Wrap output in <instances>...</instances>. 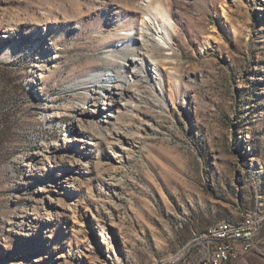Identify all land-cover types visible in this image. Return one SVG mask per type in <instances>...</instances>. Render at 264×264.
Returning <instances> with one entry per match:
<instances>
[{
  "label": "rangeland",
  "instance_id": "1",
  "mask_svg": "<svg viewBox=\"0 0 264 264\" xmlns=\"http://www.w3.org/2000/svg\"><path fill=\"white\" fill-rule=\"evenodd\" d=\"M157 11L160 79L97 119L87 81ZM246 216L228 264H264V0H0V264H212Z\"/></svg>",
  "mask_w": 264,
  "mask_h": 264
},
{
  "label": "bare ground",
  "instance_id": "2",
  "mask_svg": "<svg viewBox=\"0 0 264 264\" xmlns=\"http://www.w3.org/2000/svg\"><path fill=\"white\" fill-rule=\"evenodd\" d=\"M157 13L161 17V23L156 22L155 24L152 22L153 20L151 21V17H145L136 26L128 28L124 32L126 35L115 44L114 50L103 55L105 68L101 78H91L87 81V84L94 90L93 93L97 95L96 99L100 102L98 112L101 113L97 115V119L103 118L107 121L109 117L114 115V112L121 111L124 104L122 100L128 91L127 83L139 80L136 79L138 77L148 80L151 78L160 79L159 68L165 64L168 56L163 55L161 60L155 56L156 49L157 47H169L171 37L168 30L164 29V24H168L166 20L168 16L158 11ZM90 100L95 101V96L91 97ZM106 108L107 111H100V109ZM246 224L247 217L240 223L220 221L210 229L204 239L212 238L221 230V227L246 228ZM237 253L238 250L228 256V263L237 256Z\"/></svg>",
  "mask_w": 264,
  "mask_h": 264
},
{
  "label": "built area",
  "instance_id": "3",
  "mask_svg": "<svg viewBox=\"0 0 264 264\" xmlns=\"http://www.w3.org/2000/svg\"><path fill=\"white\" fill-rule=\"evenodd\" d=\"M247 217L246 228H225L213 235L212 238L200 241L205 253L198 262L212 264H228V256L234 254L237 249L250 244V239L255 235L259 223L253 217Z\"/></svg>",
  "mask_w": 264,
  "mask_h": 264
}]
</instances>
